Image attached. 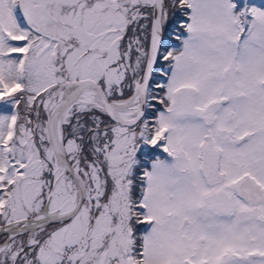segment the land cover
Segmentation results:
<instances>
[{"label":"snow or ice","instance_id":"snow-or-ice-1","mask_svg":"<svg viewBox=\"0 0 264 264\" xmlns=\"http://www.w3.org/2000/svg\"><path fill=\"white\" fill-rule=\"evenodd\" d=\"M0 264H264V0H0Z\"/></svg>","mask_w":264,"mask_h":264}]
</instances>
